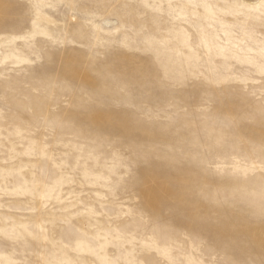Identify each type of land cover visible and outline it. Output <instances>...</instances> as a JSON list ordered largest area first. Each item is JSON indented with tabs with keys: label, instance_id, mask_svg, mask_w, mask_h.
<instances>
[{
	"label": "rangeland",
	"instance_id": "374dc122",
	"mask_svg": "<svg viewBox=\"0 0 264 264\" xmlns=\"http://www.w3.org/2000/svg\"><path fill=\"white\" fill-rule=\"evenodd\" d=\"M0 264H264V0H0Z\"/></svg>",
	"mask_w": 264,
	"mask_h": 264
},
{
	"label": "bare ground",
	"instance_id": "6f19581e",
	"mask_svg": "<svg viewBox=\"0 0 264 264\" xmlns=\"http://www.w3.org/2000/svg\"><path fill=\"white\" fill-rule=\"evenodd\" d=\"M250 1H257V0H250ZM258 3V2H257ZM153 176V175H152ZM148 178H145V176H144V179H149V181H148V186L150 187L148 190L149 191H147V190H145L144 191V193H146V191H147V193L146 194H148L151 190H153L154 189V187H155V184H154V176L152 177V178H149V176H147ZM146 180H145V182H146ZM147 183V182H146ZM146 186V185H145ZM147 187V186H146ZM145 194V195H146ZM165 195H162L160 198H163ZM247 230V232H250V234H251V236L252 237H255V238H257L258 237V235H259V233L256 231V230H248V229H246ZM253 231V232H252Z\"/></svg>",
	"mask_w": 264,
	"mask_h": 264
}]
</instances>
